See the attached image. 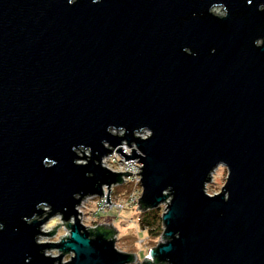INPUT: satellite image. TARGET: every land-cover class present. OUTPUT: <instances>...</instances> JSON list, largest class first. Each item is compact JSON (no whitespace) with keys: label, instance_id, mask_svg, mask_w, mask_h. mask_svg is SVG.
Here are the masks:
<instances>
[{"label":"water","instance_id":"1","mask_svg":"<svg viewBox=\"0 0 264 264\" xmlns=\"http://www.w3.org/2000/svg\"><path fill=\"white\" fill-rule=\"evenodd\" d=\"M212 3L226 4L229 16L209 14ZM260 3L0 0V264H54L41 254L53 245H36L38 224L24 219L37 203L66 208L67 220L77 215L73 193L102 195L97 181L124 182L91 161L73 163V146H90L95 161L107 154L102 140L121 142L108 125L127 128L129 143L133 129L154 133L135 142L146 154L140 211L153 210L162 189L174 193L164 217L171 240L154 250L158 260L264 264V47L253 44L264 37ZM45 158L56 164L45 168ZM224 163L228 201L203 192ZM96 230L89 240L77 219L56 247L77 252L71 264L135 262L115 249L112 226Z\"/></svg>","mask_w":264,"mask_h":264},{"label":"clouds","instance_id":"2","mask_svg":"<svg viewBox=\"0 0 264 264\" xmlns=\"http://www.w3.org/2000/svg\"><path fill=\"white\" fill-rule=\"evenodd\" d=\"M69 5H74L77 0H67ZM93 3H98L99 0H92ZM247 3L251 5L252 0H247ZM257 11L264 12V3H260L258 5ZM209 14L219 19H226L229 16V10L224 3H212V5L208 9ZM253 44L257 48L264 47V37L256 38L253 41ZM183 51L189 55H195L191 52L189 48H184ZM214 51V50H213ZM106 132L116 138L120 139V143L113 146L108 140H102L101 144L104 149L108 150L107 154H105L100 160H92L93 157V149L90 146H85L83 144L79 146H73L72 152L75 154V158L73 160L74 165L77 167H87L89 162L91 161L94 165L103 168L104 170L113 173L120 174L122 179L134 180L135 183L139 186L140 196L139 203L136 205V208L133 214H139V204H142V197L145 193V187L142 183L143 181V169L145 165L141 162V158H146V154L141 151L138 144L135 142L136 140L147 141L153 135V131L149 129L147 126L140 127L138 129L132 130L133 141L129 143L128 140L123 139L127 133L128 129L120 126L117 127L115 125H108L106 128ZM135 153V157L134 154ZM99 155V152L96 153ZM45 168H52L56 161L51 160L49 158H45L43 161ZM117 166L119 168L118 172H114L113 166ZM230 167L227 163H224L223 166L217 169L216 175L214 176L217 180H222V183L218 185L217 190H211L210 185L215 182V180H210V182L206 181L203 184V192L209 198H215L223 193L224 201H228L230 198V193L224 192L225 186L227 185L230 178ZM94 173L86 172L85 176L88 178H92ZM101 189V194L96 193H73V199L79 201V203L75 204L74 210L77 213L76 216H70L67 220L64 218V211H67L65 208L64 211L53 209L52 205L46 201H42L36 204L35 211L31 215V218L25 217V221L27 224L32 225L33 223L38 224L37 234L34 236V242L38 246L42 245H53V247H47L42 249V255L45 258H50L54 261V264H71V261L77 257V252L73 250L64 251V249L60 247H56V245H61L67 242L71 236L73 227L76 224L77 219H79L80 225L93 235L89 236L88 239H94V234L97 230L88 223L87 221L90 217H86L82 208L85 204V201L89 197L98 198L97 202L100 205H107V192L113 184L101 183L97 181ZM207 189V191H205ZM161 196L164 197L156 207H149L152 209H160V218L162 221V231L155 238V247L148 246L142 249L144 255L141 259L137 256L139 264H144V261H147L148 264H170L169 260H158L154 255V250H156L161 245H167L171 240V237L165 236L166 232V224L164 223V217L170 211V205L174 199V193L171 186H168L161 190ZM110 207L115 210L118 205L113 202ZM123 215V213H121ZM4 224L0 222V231H3ZM176 238L179 239V233H176ZM115 249L120 252L116 246ZM121 253V252H120ZM29 260L31 257L28 258Z\"/></svg>","mask_w":264,"mask_h":264},{"label":"rangeland","instance_id":"3","mask_svg":"<svg viewBox=\"0 0 264 264\" xmlns=\"http://www.w3.org/2000/svg\"><path fill=\"white\" fill-rule=\"evenodd\" d=\"M221 167V166H220ZM216 171L213 173L212 180L214 183L210 185L211 190H217L218 185L222 183V180L215 179ZM129 186H117L114 187L115 195L123 197ZM207 191V189H206ZM134 208H116L115 210H109L105 214L101 215L98 219L99 224L102 226H112L117 231L116 236V247L119 251L127 254H132L136 257V260L132 264H139L137 256L143 258L144 247L152 246L155 247V238L150 236L147 232L142 231L137 222V217L140 215L133 214ZM82 212H85L84 209ZM123 213V215H121ZM91 222L93 219H89ZM89 223V222H88Z\"/></svg>","mask_w":264,"mask_h":264},{"label":"built area","instance_id":"4","mask_svg":"<svg viewBox=\"0 0 264 264\" xmlns=\"http://www.w3.org/2000/svg\"><path fill=\"white\" fill-rule=\"evenodd\" d=\"M113 170L114 172H118L119 168L117 166H113ZM123 183L121 184H117L112 186L111 188V193H110V203L115 202L118 207L117 208H136V205L139 203V196H140V189L139 186L135 183L134 180H127V179H123ZM117 186H129V189L127 190V192L125 193V195L123 197L119 196V195H115L114 192V187ZM109 190L107 192V198L109 197ZM98 198H94V197H89L86 201L85 204L83 205L82 210L84 209L85 212H83V214L86 217H90L91 219H93V221L91 222L90 220H88L87 222H89L91 225H93V227L96 229L98 226H102L101 224H99L98 219L101 217V215L105 214L106 212H108L109 210H112V208L110 207L109 202L107 201V205H100L97 202ZM139 208H140V204H139ZM139 213L141 215V211L139 209ZM140 215L137 217V222L140 221Z\"/></svg>","mask_w":264,"mask_h":264},{"label":"trees","instance_id":"5","mask_svg":"<svg viewBox=\"0 0 264 264\" xmlns=\"http://www.w3.org/2000/svg\"><path fill=\"white\" fill-rule=\"evenodd\" d=\"M139 227L142 231L147 232L150 236L156 238L162 229V221L160 218V209L148 210L140 215ZM104 227V226H100ZM112 237V231L106 230Z\"/></svg>","mask_w":264,"mask_h":264}]
</instances>
